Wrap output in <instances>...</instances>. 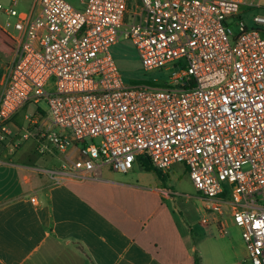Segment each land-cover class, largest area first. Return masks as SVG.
<instances>
[{
	"label": "built area",
	"instance_id": "1",
	"mask_svg": "<svg viewBox=\"0 0 264 264\" xmlns=\"http://www.w3.org/2000/svg\"><path fill=\"white\" fill-rule=\"evenodd\" d=\"M17 2H0L16 32L0 60V147L21 110L45 102L38 152L67 154L51 177L85 180L106 165L127 174L144 156L162 174L182 164L207 213H228L246 260L264 264V13L249 28L239 0ZM122 39L165 79L128 85L112 52Z\"/></svg>",
	"mask_w": 264,
	"mask_h": 264
},
{
	"label": "crops",
	"instance_id": "2",
	"mask_svg": "<svg viewBox=\"0 0 264 264\" xmlns=\"http://www.w3.org/2000/svg\"><path fill=\"white\" fill-rule=\"evenodd\" d=\"M11 1L0 0L5 5ZM239 1L241 8L264 12V0L254 7ZM21 2L31 9L35 0H18L17 5ZM31 104L35 112L26 116L29 126L13 123L17 135L0 147V264H195L202 231L210 226L224 234L221 227L238 228L228 213L233 223L210 214L208 225L202 219L190 225L171 201L176 194L147 181L140 160L133 167L139 169L127 174L106 165L85 180L51 177L49 171L66 163L67 154L38 152L37 135L51 124L45 109ZM23 130L30 133L22 140ZM177 166L188 172L175 164L168 175ZM217 240L233 243L222 235Z\"/></svg>",
	"mask_w": 264,
	"mask_h": 264
},
{
	"label": "rangeland",
	"instance_id": "3",
	"mask_svg": "<svg viewBox=\"0 0 264 264\" xmlns=\"http://www.w3.org/2000/svg\"><path fill=\"white\" fill-rule=\"evenodd\" d=\"M68 2L77 8H81L80 0H68ZM247 2L253 3L255 6L260 4L259 0H247ZM262 4L264 5V3ZM16 6L22 11L30 9L25 2H21ZM246 9L247 8H241V14L245 11V14L242 15L243 20L249 28H252L253 16L258 13V11L254 9ZM7 21L12 23L14 19L7 18L5 15L0 14V25L5 27ZM230 25L232 26L234 32L237 33L239 31V27L235 21L231 20ZM7 28L11 33H16L12 26H8ZM112 52L123 79L128 85H155L152 81L154 78H158L159 80L165 79L163 73H160L159 71H146L143 68L139 55L130 41L122 39L113 48ZM6 59L7 58L4 57L2 51L0 50V60L5 61ZM54 84L55 78H52L49 82V87L54 86ZM40 106L44 108L47 113H49V108L45 102H42ZM34 112L35 106L33 104L26 106L16 115V117H14V125L16 124L20 128H27L30 121L26 119V116L30 117ZM13 131L14 134L17 133L15 129H13ZM28 132V130H23V132L20 131V139L23 138V134H28ZM32 140L33 138L30 137L29 141L32 142ZM137 169H139V166H135L132 171H137ZM143 173V175L147 177V181L151 183L158 182L161 187L166 185L176 194L175 197H172L174 199L171 201L174 205H176L177 212L186 218L190 225L197 226L196 223L201 222V219L208 212L206 206L211 205V201L207 200L196 191L193 182L190 180L188 172H185L183 166H177L169 175L166 173L162 174L163 176H160L156 172L147 171ZM212 216L213 215H210V213L208 214L209 219L212 218ZM221 217L226 219L229 216L225 213ZM230 221L233 223L232 219H230ZM239 229L237 228L233 231L225 229L227 231L224 234H218L217 229H214L213 227L210 228L209 226L206 231H212L210 232V235L206 231H202L201 238L197 237L199 243H195V254L200 257L202 264H251L250 261L246 260L247 250L242 239L241 230ZM195 230L199 233V226L196 227ZM220 235L231 240L233 243H218L217 239H219Z\"/></svg>",
	"mask_w": 264,
	"mask_h": 264
},
{
	"label": "trees",
	"instance_id": "4",
	"mask_svg": "<svg viewBox=\"0 0 264 264\" xmlns=\"http://www.w3.org/2000/svg\"><path fill=\"white\" fill-rule=\"evenodd\" d=\"M15 49L14 40L8 35V33L0 27V50L2 51L5 58L13 53ZM140 160L143 163L145 170L147 171H155L160 176H163L161 172H159L151 163L149 157L144 156L140 157ZM195 264H202L200 257L195 254Z\"/></svg>",
	"mask_w": 264,
	"mask_h": 264
}]
</instances>
